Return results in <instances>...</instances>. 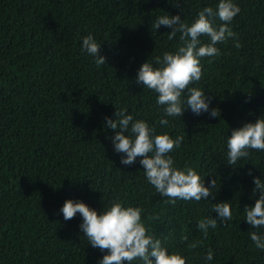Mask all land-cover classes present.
I'll return each mask as SVG.
<instances>
[{
    "label": "trees",
    "instance_id": "obj_1",
    "mask_svg": "<svg viewBox=\"0 0 264 264\" xmlns=\"http://www.w3.org/2000/svg\"><path fill=\"white\" fill-rule=\"evenodd\" d=\"M236 2L240 11L230 24L241 47L233 38L218 43L221 54L201 58L196 82L220 116L185 110L169 126L157 123L158 132L184 135L171 153L175 162L196 168L206 183L216 176V194L169 204L139 163L120 164L103 116L127 107L157 122L156 94L135 82L136 70L180 41L179 34L167 39L170 27L156 30L151 22L165 11L191 22L216 0H0V264H98L102 253L88 245L80 216L64 220L58 211L67 198L98 210L114 198L139 205L153 233L186 264H204L209 247L208 264H264L242 219L256 198L252 175L264 173V151L251 150L233 166L224 160L231 129L264 114V0ZM88 32L101 41L108 64L97 67L81 52ZM216 200H229L233 217L203 235L196 222L211 215Z\"/></svg>",
    "mask_w": 264,
    "mask_h": 264
},
{
    "label": "clouds",
    "instance_id": "obj_2",
    "mask_svg": "<svg viewBox=\"0 0 264 264\" xmlns=\"http://www.w3.org/2000/svg\"><path fill=\"white\" fill-rule=\"evenodd\" d=\"M174 4L178 6L179 0ZM239 11L236 0H216L214 7L207 4L201 7L191 22L179 13L165 11V14L156 15L151 28L157 30L161 25L168 26L167 39L172 40L179 34L180 41L174 50L143 61L136 70L135 82L156 94V110L160 113L157 122L136 117L127 107L115 106L113 116H103L104 127L114 130L108 139L120 164L139 163L146 181L156 193L167 198L166 203L212 201L216 194V176L208 178L206 183L205 176L196 168L175 162L171 153L180 148L184 135L158 132L157 123L161 127L169 126V118L182 117L185 110L194 115L206 112L210 117L220 116L218 107L210 108L212 97L196 86V82L202 77L201 58L207 57L211 61L221 54L218 43L233 38V46L241 47L230 24ZM217 20L220 22L216 23ZM202 36H207V41H203ZM100 45L101 41L91 32L81 37V52L86 53L97 67L107 63L105 55L99 51ZM225 148L224 160L231 166L241 158L247 159L251 150L264 151V114L232 128L226 137ZM252 182L251 191L256 198L254 203L243 207L242 219L251 226L248 237L253 246L264 250V173L252 175ZM210 208L211 215L198 219L195 225L203 235L208 234L209 228L215 229L218 221L223 224L231 220L234 214L229 200H216ZM58 211L64 220L77 214L80 216L79 229L88 245L102 253L98 264H186L184 255L170 250L153 233L145 222L147 217L142 218L144 209L139 205L125 204L114 198L98 210L83 200L67 198ZM151 218L157 219L158 214L152 213ZM213 257L214 251L209 247L202 260L208 264Z\"/></svg>",
    "mask_w": 264,
    "mask_h": 264
}]
</instances>
